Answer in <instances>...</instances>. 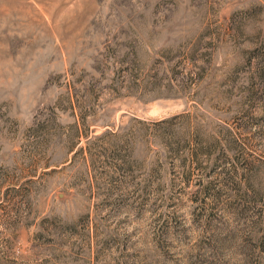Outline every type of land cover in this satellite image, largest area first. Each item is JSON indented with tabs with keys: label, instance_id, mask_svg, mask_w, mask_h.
I'll use <instances>...</instances> for the list:
<instances>
[{
	"label": "rangeland",
	"instance_id": "obj_1",
	"mask_svg": "<svg viewBox=\"0 0 264 264\" xmlns=\"http://www.w3.org/2000/svg\"><path fill=\"white\" fill-rule=\"evenodd\" d=\"M0 264H264V0H0Z\"/></svg>",
	"mask_w": 264,
	"mask_h": 264
},
{
	"label": "trees",
	"instance_id": "obj_2",
	"mask_svg": "<svg viewBox=\"0 0 264 264\" xmlns=\"http://www.w3.org/2000/svg\"><path fill=\"white\" fill-rule=\"evenodd\" d=\"M139 124H144V122H142V121H137ZM163 122V121H162ZM159 124H162V123H159ZM158 124V125H159ZM113 135V137H118L117 136V133L116 134H112ZM129 142L128 141H122L121 143H120V145L119 144H115V148L116 149H126V150H129L130 149V147H129Z\"/></svg>",
	"mask_w": 264,
	"mask_h": 264
}]
</instances>
